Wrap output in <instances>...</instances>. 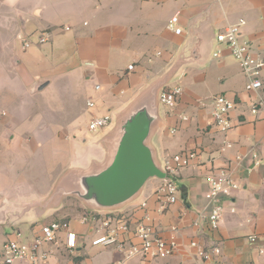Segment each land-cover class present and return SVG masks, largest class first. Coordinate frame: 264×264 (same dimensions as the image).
<instances>
[{"label": "crops", "instance_id": "crops-1", "mask_svg": "<svg viewBox=\"0 0 264 264\" xmlns=\"http://www.w3.org/2000/svg\"><path fill=\"white\" fill-rule=\"evenodd\" d=\"M173 15L178 16L180 34L166 29ZM240 19L245 21L243 39L250 43L253 54L264 58V0H0V68H19L21 86L30 95L44 91L57 76L81 79L80 93L85 82H95L93 97L100 100L101 108L92 118L110 115L112 130L117 116L176 66L161 90L178 86L172 80L179 74L182 94L173 112L158 104L160 122L151 145L160 165L167 156L196 152V159L177 176V202L163 212H158L153 195L157 179L149 180L138 198L124 208L90 214L73 198H64L59 206L45 211L26 208V204L43 202L64 171L47 193L32 200H23L19 190L0 191V248L13 239L30 243L40 235L41 227L60 222L64 226L57 243H45L40 248L48 253L44 264H119L122 257L113 248L91 246V241L103 233L100 216L112 212L136 220L142 214L140 203L146 201L162 237L168 236L172 226L179 229L177 248L167 258L135 257L123 264H264V94L246 89L247 79L238 64L213 39ZM40 33L47 36L45 44L22 48L23 38L30 37L35 43ZM215 50L221 52L218 59L211 58ZM44 82L48 85L37 91ZM217 95L235 104L230 113L232 127L226 134L209 125ZM16 99V94L6 97L9 104ZM84 99L94 103L93 98ZM181 114L188 117L186 122L178 121ZM226 143L228 148H224ZM105 155L97 162L102 163ZM237 157L243 161L233 170ZM221 168L230 169L242 186L223 204L219 229L210 231L201 218L206 214L207 177ZM13 193L20 199H11ZM260 197L262 203L257 201ZM230 208L235 209L233 214ZM84 216L86 223L81 222ZM196 220L200 222L198 228L192 227ZM67 231L77 235L74 250L64 245ZM253 235L256 239L250 243L248 237ZM192 241L207 249L218 247L220 255L202 261L189 247Z\"/></svg>", "mask_w": 264, "mask_h": 264}, {"label": "built area", "instance_id": "built-area-1", "mask_svg": "<svg viewBox=\"0 0 264 264\" xmlns=\"http://www.w3.org/2000/svg\"><path fill=\"white\" fill-rule=\"evenodd\" d=\"M245 26L243 19L236 23L228 25L215 36L217 44L224 46L233 60L238 64L240 71L247 79L246 89L249 91L260 92L264 94V58L251 52V46L248 41L242 37V28ZM166 29L174 34H180L178 27V16L173 15L167 22ZM47 42L45 34H38L35 43L30 37L22 39V48L28 49L32 44L43 45ZM221 52L217 50L212 58H220ZM132 65L127 69L132 70ZM98 89V86L95 87ZM182 94V88L177 85L167 86L160 91L158 95V104L166 110L173 112L178 100ZM94 103L91 100L86 101L87 108H93ZM235 104L223 95H217L213 98L212 109L210 113L209 125L215 127L219 132L226 134L232 127L230 113ZM256 109H252L255 113ZM179 122H186L188 117L178 115ZM112 123V117L105 115L90 119L86 124V130L89 133H96ZM174 133V131H172ZM230 145L225 144L224 148ZM196 159V152L184 151L171 156H167L162 161L160 167L164 172L163 179L158 180V184L153 195L158 203V212H163L169 206L175 204L178 200L177 176L179 171L189 167ZM243 161V157H237L232 169H237ZM238 183L233 179L230 169H215L207 177V191L204 195L206 201V214L202 215L204 222L210 231H217L224 215L223 204L229 201L235 192L239 189ZM142 211L141 217L132 220L124 215H116L112 212L103 213L100 216V223L103 233L99 234L91 241V246H101L113 248L122 257L119 264L135 258L142 257L150 260L163 259L173 255L177 248V236L179 229L172 226L168 230V236L162 237L154 227L153 221L147 209V202L143 201L139 205ZM230 213L235 209L230 208ZM84 216L81 220L86 223ZM64 224L60 222H51L41 227L40 235L34 237L30 243L20 242L18 240H8L0 248V264H44L48 253L41 252L42 244L55 245L58 234ZM199 220L192 223V227L198 228ZM256 236L248 237L250 243L254 242ZM77 235L71 231L65 232L64 245L68 250H74L77 246ZM189 247L195 250V254L202 261H210L220 255L218 247L207 249L192 241ZM114 264V263H111Z\"/></svg>", "mask_w": 264, "mask_h": 264}, {"label": "rangeland", "instance_id": "rangeland-1", "mask_svg": "<svg viewBox=\"0 0 264 264\" xmlns=\"http://www.w3.org/2000/svg\"><path fill=\"white\" fill-rule=\"evenodd\" d=\"M210 55L212 58L213 52ZM20 73L19 68H0V191L19 190L23 200H32L47 193L59 175L71 169L69 166L84 170L92 162L102 161L105 150L100 140L112 124L96 133L86 130L87 122L101 108L100 100L93 97L95 82H85L80 93L81 79L57 76L44 91L32 96L22 88ZM172 82L183 86L179 74ZM9 94H16L12 104L6 100ZM84 97L93 98L95 106L87 109ZM153 143L157 145V140ZM11 195V199H20L14 193ZM257 201L262 203L263 197Z\"/></svg>", "mask_w": 264, "mask_h": 264}, {"label": "water", "instance_id": "water-1", "mask_svg": "<svg viewBox=\"0 0 264 264\" xmlns=\"http://www.w3.org/2000/svg\"><path fill=\"white\" fill-rule=\"evenodd\" d=\"M177 67L142 91L121 112L113 129L100 140L105 150L102 163L92 162L88 169H67L43 202L26 204L42 211L59 206L64 198H75L90 214L93 211H117L138 198L151 179H163L152 136L160 122L158 95ZM48 85H38L37 91Z\"/></svg>", "mask_w": 264, "mask_h": 264}]
</instances>
